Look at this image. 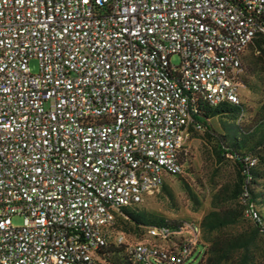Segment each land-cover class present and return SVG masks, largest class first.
I'll return each mask as SVG.
<instances>
[{"label": "built area", "instance_id": "1", "mask_svg": "<svg viewBox=\"0 0 264 264\" xmlns=\"http://www.w3.org/2000/svg\"><path fill=\"white\" fill-rule=\"evenodd\" d=\"M259 31L264 0H0V264H98L110 243L136 264L195 260L199 225L149 226L163 246L116 215L185 172L200 104L240 103Z\"/></svg>", "mask_w": 264, "mask_h": 264}, {"label": "rangeland", "instance_id": "2", "mask_svg": "<svg viewBox=\"0 0 264 264\" xmlns=\"http://www.w3.org/2000/svg\"><path fill=\"white\" fill-rule=\"evenodd\" d=\"M171 61L178 64L180 58L173 55ZM30 67L32 72H38V60L32 59ZM236 81L240 85V103L236 104L241 107L239 117L231 119L219 115L210 118L209 123L215 131L212 137L206 135L204 130L191 133L184 154L185 172L177 176L167 175L159 190L146 195L143 201L131 207L143 212L149 223L161 225L178 221L200 226L203 217L213 209L212 197L216 191L214 186L233 180L236 174L234 159L217 147L218 135H223L229 146H237L240 152L252 156L255 166H262L260 161L264 158V56L252 43L242 56V73ZM258 153L261 158L257 156ZM251 188L255 194L252 204L264 223V179L252 183ZM243 200L247 199L243 197ZM244 216L245 221L239 229L245 228L252 233L258 258L264 262V231L245 212ZM13 222L21 224L22 217L14 216ZM117 226L130 241L156 242L165 246L161 237L154 235L143 225L138 227L117 220ZM183 233L189 235L192 232L184 229ZM198 236L200 243H206L202 230ZM200 260L201 255L195 260L190 258L185 264H197Z\"/></svg>", "mask_w": 264, "mask_h": 264}, {"label": "trees", "instance_id": "3", "mask_svg": "<svg viewBox=\"0 0 264 264\" xmlns=\"http://www.w3.org/2000/svg\"><path fill=\"white\" fill-rule=\"evenodd\" d=\"M251 43L264 56V33L259 31L248 46ZM240 113L241 107L239 105L227 101L216 106L203 102L200 104L199 111L194 118L196 122L202 125V130L206 132V135L212 137L215 135V131L209 123L210 118L225 115L231 119H236ZM190 131L193 133L200 130H195L191 127ZM217 145L221 151L231 155L234 159L236 174L233 180L214 186L216 191L212 197L213 209L203 217L200 223L202 237L206 243H200L203 251L199 254L201 255V260L197 264H264L258 258L252 233L245 228L239 229L245 221L244 210L246 207L241 200V194L247 191L249 194L248 202L253 203L255 200L251 184L259 179H264V158L260 161L261 167L255 166L252 156L240 152L237 146H229L223 135L217 136ZM257 156L261 158L259 153ZM183 161H185L184 156ZM133 206L123 207L117 213L114 226L117 231H121L118 229L117 220L132 223L138 227L143 225L145 229L149 226L158 225L149 223L146 215L137 209L131 208ZM172 222L170 224L175 227H181L185 224L178 221ZM257 225L264 231V223L263 225L257 223ZM99 254L103 262L98 264H107V262L111 264H136L123 245L117 246L114 243H110L106 249L100 250Z\"/></svg>", "mask_w": 264, "mask_h": 264}]
</instances>
